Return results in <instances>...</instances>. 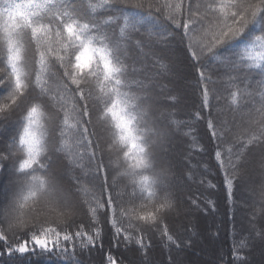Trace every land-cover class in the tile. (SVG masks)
<instances>
[{
  "label": "snow or ice",
  "instance_id": "snow-or-ice-1",
  "mask_svg": "<svg viewBox=\"0 0 264 264\" xmlns=\"http://www.w3.org/2000/svg\"><path fill=\"white\" fill-rule=\"evenodd\" d=\"M173 43L201 86L192 122L172 118L183 80ZM193 122L217 142L204 167L174 154L181 133L198 147ZM212 167L241 232L215 264H251L264 255V0H0V264H85L106 227L111 247L146 256L153 232L194 251L197 233L169 220L215 211ZM100 264L124 261L109 251Z\"/></svg>",
  "mask_w": 264,
  "mask_h": 264
},
{
  "label": "trees",
  "instance_id": "trees-1",
  "mask_svg": "<svg viewBox=\"0 0 264 264\" xmlns=\"http://www.w3.org/2000/svg\"><path fill=\"white\" fill-rule=\"evenodd\" d=\"M166 54L171 55L173 59L177 61L179 60L178 55L181 54L183 56V60L185 64L189 67L190 70L189 73L187 74V78H186L187 84L185 85V87H188L189 89H186L185 87H183V85L180 84L181 100L177 108L171 109V111L174 113V116L172 118L178 121L192 122L191 118L193 113L199 110L202 106L201 86L197 84L196 73L194 69H192L191 67L190 60L186 58V53L184 52L182 45L173 43L171 45L169 52ZM164 82L167 83V81ZM216 103L217 101L212 100L210 97L209 109H205V112H207L208 110H212L213 113L215 114L216 109L213 107V105H215ZM219 103L223 104L224 101L221 100L219 101ZM167 111L168 109H164L165 113ZM185 131H187V129H185ZM194 134L198 140V147L193 144L191 136L184 135L183 133H181L179 138L176 140L181 142L180 145L181 151L179 155L180 160L182 163L190 162L192 165H197L199 163L201 167H204L213 162V153L217 142L213 139H210L209 131L206 129L203 122L195 123ZM176 144L177 143H175V145ZM200 148H202L203 151H200ZM190 149H194V150H190ZM86 162L87 161L85 160V163ZM251 162L253 164H257L256 159H253ZM62 169H63V162H61L60 165L58 166V170H62ZM210 171H211V176L209 177V179H211L212 183L216 185V188L212 190L213 194L211 198L217 202L218 206L213 212L200 213L196 211V215L198 216L197 218H202L204 222L207 219V217L209 218V216L213 215L216 217V219L219 222V226L216 225L213 227L212 237L218 239V238H222L223 236L224 249L221 255H223L225 259H228L234 241L238 240L241 235L240 227H239L240 214L239 213L237 214L235 235H233V224L230 223V220L232 218V202L226 200L225 190L221 186L222 174L218 173L214 167H212ZM8 183L9 181L6 180L3 175H0V184H8ZM62 183L66 187L70 186L67 181H62ZM185 191L195 192L196 187L195 185H193L190 188H186ZM185 226H187L189 232H195L198 235L202 225L199 223L198 220H195L194 222L190 221L187 224L186 222L182 221V219L178 221L169 220V228L172 230L173 233L182 236L187 235L188 233L185 232ZM203 228H206V223L203 224ZM105 231H106V235L104 238V249L99 252L93 250L92 253L89 254V257H87V255L83 257L85 259V264H88L89 261L91 262V264H100L101 259L105 257L109 251L118 260H123L124 264H152L151 262L153 258L156 259L165 258L162 264H170V260H169L170 255L173 257H176L177 254H182L187 256L189 255L198 256L196 254L197 252L199 253V255H201L200 250L198 248H196L194 251L187 250L178 253L175 251V249H170L168 247V245L161 238L159 233L148 232L145 234L144 238L145 241H151V246L150 248H148L147 255L145 256L143 253H141L139 247L135 244L125 246L123 243H121L119 247H111L109 243L111 236L110 233H108L107 227ZM143 256L148 259L149 263L145 261L141 263L138 261V258ZM248 259L251 262V256H249ZM23 264H57V261L55 260V258H50L48 256L41 255V256L28 257L23 261Z\"/></svg>",
  "mask_w": 264,
  "mask_h": 264
},
{
  "label": "rangeland",
  "instance_id": "rangeland-1",
  "mask_svg": "<svg viewBox=\"0 0 264 264\" xmlns=\"http://www.w3.org/2000/svg\"><path fill=\"white\" fill-rule=\"evenodd\" d=\"M178 56H179V60L177 63V68L183 74V80L180 82V84L183 85V87H185V85L187 84V79H186L187 74L189 73L190 70L189 67L185 64L183 60V56L181 54H179ZM185 88L189 89L188 87ZM175 143L177 144L174 154L177 156V158L179 157L180 160L179 155L181 151L180 148L181 142L176 141ZM247 167L252 172V176H253V183L251 185L252 192H250L249 194L255 196L256 190L258 189V183L260 180V169L258 167V164H253L251 161L249 162ZM249 211H251V209H249ZM197 217L198 216L196 215V211H193L191 216L182 218V221L186 222L187 224L190 221L194 222L195 220H198L199 223L202 225L198 234L199 244L197 246V248L200 250L201 255H199L198 252L196 253L198 256H194V255L187 256V255L177 254L175 258L178 259L179 261H183L184 264H209V262L215 264L217 254L221 255L224 249L223 236L222 238H218V239L212 237L213 227L216 225L219 226V222L216 219V217L213 215L209 216V218L207 217L205 222L203 221L202 218H197ZM204 223H206V228H203ZM250 256H251V264H264V255L261 254V250L259 248L255 249ZM87 257H89V254L87 255ZM164 260L165 258L162 259L153 258L151 263L162 264ZM138 261L143 263L144 261L148 262V259L143 256L138 258Z\"/></svg>",
  "mask_w": 264,
  "mask_h": 264
}]
</instances>
